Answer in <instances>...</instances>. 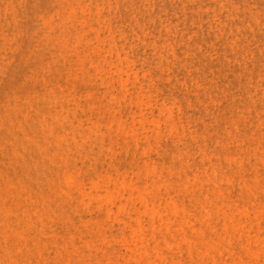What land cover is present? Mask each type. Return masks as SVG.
Returning <instances> with one entry per match:
<instances>
[{
    "label": "rangeland",
    "instance_id": "rangeland-1",
    "mask_svg": "<svg viewBox=\"0 0 264 264\" xmlns=\"http://www.w3.org/2000/svg\"><path fill=\"white\" fill-rule=\"evenodd\" d=\"M0 264H264V0H0Z\"/></svg>",
    "mask_w": 264,
    "mask_h": 264
}]
</instances>
